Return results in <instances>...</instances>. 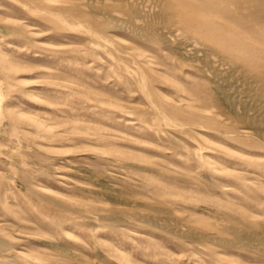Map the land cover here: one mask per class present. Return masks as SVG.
Returning a JSON list of instances; mask_svg holds the SVG:
<instances>
[{"label": "rangeland", "instance_id": "obj_1", "mask_svg": "<svg viewBox=\"0 0 264 264\" xmlns=\"http://www.w3.org/2000/svg\"><path fill=\"white\" fill-rule=\"evenodd\" d=\"M78 1L48 5L44 0H0V234L13 238L0 245V264H264V245L238 240L233 232L243 225L260 229L264 222V141L222 132L224 137L216 139L222 120L206 128L179 119V111L170 106L179 99L177 87L154 79L168 98L161 99L137 91L130 74L126 83L123 77L115 80L110 72L117 61L104 51L101 57L94 56L92 48L81 51L80 46L87 47L82 35L46 10L33 8L65 10ZM186 1L211 14L208 19L232 16L222 0ZM236 24L223 35L232 38L246 30L264 38V28ZM9 26L16 34L5 30ZM115 33L135 40L129 33ZM148 54L170 79L188 89L194 104L207 109V117L219 112L230 116L203 91L210 83L206 77L183 75L171 46L149 48ZM37 120L43 122L41 127ZM197 128L244 156L208 153L215 168L233 172H212V165L207 168L189 154L197 143L186 133ZM41 189L64 198L42 194ZM142 211L219 241L174 233L166 221L143 220ZM120 252H126L127 261Z\"/></svg>", "mask_w": 264, "mask_h": 264}, {"label": "bare ground", "instance_id": "obj_2", "mask_svg": "<svg viewBox=\"0 0 264 264\" xmlns=\"http://www.w3.org/2000/svg\"><path fill=\"white\" fill-rule=\"evenodd\" d=\"M33 1L35 0H32V1L29 0V3H32ZM44 1L47 4L49 3L48 5H51L52 2H54L55 0H44ZM68 1H72V0H68ZM22 2H24L25 4H28L27 1H22ZM222 2L224 3L227 9V13L229 15H232L230 19L224 18L223 19L224 21H221L222 18H219L217 20L208 19V15L210 16L211 14L204 13L202 8L197 9L195 6L191 5L186 0H86L82 2L78 1L75 3L69 4L70 6H68L65 10H58V9L56 10V9H51V8L47 9V8L40 7V6H34L33 8L35 11L46 10V13L51 14L52 16L64 21L66 23V26L70 30L76 31L80 35H82L83 36L82 38L86 40V43H84V45L87 47L84 49L83 46H80L82 48L81 51L86 52V50H88L89 48H92L94 49V56H97V57H101L102 54H104L103 53L104 51L108 55H110L115 61H117L115 68L112 69L113 71L110 72L111 76L115 80H118L119 78L123 77L124 80L123 79L122 80L124 81V83H126L128 81V77L126 76L127 75L129 76L130 74V76H134L136 80L135 84H136L137 91L149 97L151 96V94L153 96V93L154 94L156 93V95H159L161 99L162 97L166 99L168 98L162 92V89H159L156 85L153 84L154 79L158 78V80H162V82L167 83V85L171 84L172 86L177 87L179 89L178 91L179 99L176 100L175 103H172V102L170 103L169 101L168 102L170 103V106H173L175 110L179 111V119L180 117H182V120H190L192 124H195L196 126H203L206 128H212L211 125H214V124L216 125V122L218 121L220 122L222 120V122L218 124L219 127L216 128L215 130H218L219 133L222 132L226 134L224 136L233 137L232 134L237 133L238 135H236L235 138L239 137V135L240 136H251V137L253 136L257 139H261V141L262 140L264 141V38L252 36L246 30L244 32L242 31L241 33L235 35L236 37L232 36V38H227V36L223 35V33L228 34L227 32L234 30L233 27L235 26L237 27L236 21H238V23L240 22L244 24L253 23L257 27L264 28V0H222ZM232 17L234 20L232 19ZM226 20H228L229 22ZM214 25H216L218 29ZM220 28H222L224 31L221 33L218 31L216 32V30H219ZM5 30L13 34H16L17 32L16 31L17 29L14 30L11 28V26H9V28L7 27ZM117 31L129 33L131 36H133L135 40L133 42H129L126 39H123L119 37L118 35H116L115 32ZM259 32H262V30H259ZM21 35L19 34L18 36H21ZM21 37H19V39ZM32 37H36V36H32ZM41 37L42 36L40 35V38ZM247 40H249V43H246ZM35 44H38V43L35 42ZM162 45H169L176 51V54H177L176 57L177 59L178 58L180 59L179 61L182 64V66L180 67L184 69L183 70L184 76H187L188 74H191V73L193 74L195 73V75L206 77L209 80L210 82L209 85L206 87H203V91L207 93L208 95L211 94L210 96L213 97L216 107L217 108L225 107L228 110L227 113H229L230 116H227L226 114H222L219 112L216 115L212 114L214 115V118L213 117L210 118V116L207 117L208 116L207 109L204 108L203 105H197L192 102L190 98V92L188 91V89H186L185 86L180 84V81L177 82L173 79H170V77L166 75L165 70H163L158 65H155V61L153 60L152 56L148 54V49L160 47ZM248 46L250 47V50L252 52L251 51L247 52V48L245 47H248ZM46 47L48 48L49 46H46ZM119 84H122V83H119ZM32 97H34V95H32ZM0 103H1V93H0ZM159 103L162 104L161 101ZM126 105H129V104H126ZM140 107L142 108V106ZM214 111H216V109ZM153 113L154 112H152V114ZM210 113L209 115H211ZM20 114L26 116V113H20ZM215 120H218V121H215ZM36 122H37V125L40 127L43 125L42 121L37 120ZM165 122H167L168 124H171L169 123L171 122L169 118H166ZM182 124L183 123L179 122V127L182 126ZM179 129L181 132V128ZM202 129L203 128H197V129L190 131L189 133H186L188 135V138H191L194 142L197 143L196 148L192 150L189 149L190 150L189 154H191L193 157H198V160L202 162V164L205 165V167L207 168H209V166L207 165H212L210 167V168H213L212 172H216V171L233 172L231 168H215V166L213 165L214 162L210 160L208 153H211L212 151H216V152L225 151L228 154H230V156H239V157H244V156L228 147L217 144L216 142H214L215 140H213L211 136L207 134L205 135V133L201 132L203 131ZM224 136L223 134L221 135L220 133V136L216 135V139H222ZM179 145L184 147L182 143H179ZM188 148L189 147H187L186 149L188 150ZM252 160L254 161L255 159H252ZM238 173L245 174L244 172H238ZM175 178L177 177L175 176ZM40 192L42 194H48V195L52 194V191H50L49 189H41ZM54 193L55 195L58 194L57 192H54ZM56 196L63 197V195L61 196L56 195ZM74 201H77V200H74ZM158 211L156 209V212ZM143 213L144 211L141 212L142 215ZM166 214H167V211H166ZM141 217H143V220L145 221H151V222L155 221L156 223H158L159 221H162L161 223H163L164 225L165 223H168V225L166 226H169L170 228H172V230H174V233L179 232L180 235L197 236L201 240L214 239V240L219 241V239L207 236L199 232H194L191 229L189 230H185V228L182 229V227L184 226L182 227H180V225L178 226L177 225L178 222L173 223L171 218L170 219L168 218L167 220L163 216H157V218L151 219L148 217V215L147 217L146 215H143ZM133 219L134 217L132 218V220ZM137 221L138 220H136V222ZM172 224L174 225L173 227H172ZM31 225L32 224H30L29 226ZM109 226H108V229L113 228V227L109 228ZM230 226H232V224ZM243 226L245 227L244 228L235 227V229L233 228V232L235 234L234 236H236L238 240H242L246 242L254 240L255 243L257 242L259 244L264 245V222L263 224H261L262 227L260 229L254 228L253 226H249V225H243ZM197 230H199V228ZM12 239L13 238L11 237H4L0 234V245L3 242L13 241ZM14 241L16 242V240ZM54 252L56 253V251ZM125 253L126 252H120V254L124 258L126 257V261H127L128 258ZM16 254L22 257L30 258L32 261H35V263H38L40 261L38 257H35V256L31 257L29 254H26L24 251H17Z\"/></svg>", "mask_w": 264, "mask_h": 264}]
</instances>
